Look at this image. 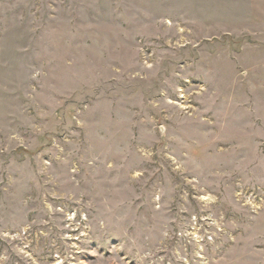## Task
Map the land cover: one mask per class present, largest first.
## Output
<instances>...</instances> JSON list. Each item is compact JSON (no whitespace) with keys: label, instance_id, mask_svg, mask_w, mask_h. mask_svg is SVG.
<instances>
[{"label":"rangeland","instance_id":"374dc122","mask_svg":"<svg viewBox=\"0 0 264 264\" xmlns=\"http://www.w3.org/2000/svg\"><path fill=\"white\" fill-rule=\"evenodd\" d=\"M0 264H264V0H0Z\"/></svg>","mask_w":264,"mask_h":264}]
</instances>
